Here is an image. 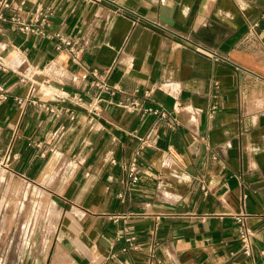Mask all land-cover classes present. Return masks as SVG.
<instances>
[{
    "label": "crops",
    "instance_id": "crops-1",
    "mask_svg": "<svg viewBox=\"0 0 264 264\" xmlns=\"http://www.w3.org/2000/svg\"><path fill=\"white\" fill-rule=\"evenodd\" d=\"M24 1L82 53L0 25V260L264 264V0ZM13 180L55 214L45 240L14 251L28 211L9 204ZM237 212L254 229L249 256Z\"/></svg>",
    "mask_w": 264,
    "mask_h": 264
},
{
    "label": "built area",
    "instance_id": "built-area-1",
    "mask_svg": "<svg viewBox=\"0 0 264 264\" xmlns=\"http://www.w3.org/2000/svg\"><path fill=\"white\" fill-rule=\"evenodd\" d=\"M24 0H20L19 2L12 3L11 0H1L0 1V25L4 22L12 23L15 27L25 33H33L39 36H46L50 38H54L57 42L56 48L58 50H67L72 58L75 61H78L81 57L82 49L76 47L73 44L72 39L59 31H49V21L48 15L49 10L43 8H36L33 11H29L28 15L25 16L23 14V5ZM12 9V12L8 15L4 13L5 9ZM49 68H47L44 72L48 75ZM93 74L96 75V70H93ZM98 86H104L105 83L101 80L96 81L95 83ZM134 108L138 107L139 109H144L145 111H149L153 113L157 120L163 119L167 116L168 112L162 106L156 107H140L139 103L133 102L132 105ZM95 107H93L94 109ZM180 108V104H176L174 106V110L178 111ZM151 131L146 134L144 138L139 139V145L137 149L134 151L130 162L127 164V180L129 185L135 184L139 179V171L137 160L140 155L141 149L148 144V138L150 137ZM249 216L246 212H237L233 214V217L236 221L237 226V235L240 243V251L244 255L252 254V239L254 236V229H252L246 222V218ZM1 262V260H0ZM263 263H264V254H263Z\"/></svg>",
    "mask_w": 264,
    "mask_h": 264
},
{
    "label": "rangeland",
    "instance_id": "rangeland-1",
    "mask_svg": "<svg viewBox=\"0 0 264 264\" xmlns=\"http://www.w3.org/2000/svg\"><path fill=\"white\" fill-rule=\"evenodd\" d=\"M13 195L9 200V204L13 206H23L22 212L19 214L20 218L12 230L14 234L12 249H16V243L26 244L27 241L34 238L35 240H45V233L51 229L53 219L55 217L52 211V200L47 193L38 194L39 189L33 185L23 184L19 180L12 182ZM40 193V192H39ZM34 206H39V210ZM15 245V246H14ZM4 264V260L0 262Z\"/></svg>",
    "mask_w": 264,
    "mask_h": 264
}]
</instances>
